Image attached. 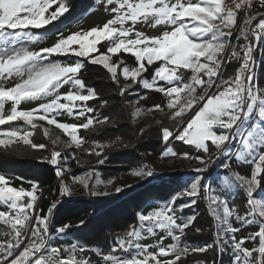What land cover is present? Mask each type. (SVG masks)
<instances>
[{
    "label": "snow or ice",
    "instance_id": "snow-or-ice-1",
    "mask_svg": "<svg viewBox=\"0 0 264 264\" xmlns=\"http://www.w3.org/2000/svg\"><path fill=\"white\" fill-rule=\"evenodd\" d=\"M113 4V18L102 26L66 37L58 32L59 38L51 46L29 50L28 45L43 38L34 30L46 31V26L70 11V4L67 0H0V77H19L14 86L0 87V145L8 148L14 142H23L33 149H45V144L32 142L31 131L12 124L22 120L34 129L33 120L37 118L34 114H39L40 121L55 125L69 135L65 147L75 145L99 158L110 145L93 141L92 147L84 148L86 141L78 131L106 124L109 117L101 118L95 108L88 106L87 102L93 100L96 93L86 87L78 73L86 62L102 65L119 86L118 66L124 61L113 63L112 55L122 51L134 56L136 66L122 67L120 75L125 82L119 87V94H133V85L163 94L166 103H154L147 109L174 122L171 130L161 126L166 148L162 156L192 158L201 166L195 169L197 175L186 187L161 202L157 209L147 214L138 213V226L118 234L106 253L100 247H89L77 241L63 249L52 246L51 217L59 201L53 200L45 213L39 203L44 194L38 183H32L30 190H25L10 186L6 177L0 175V206L7 208L0 211V222L9 229L7 238L0 240V264H187V258L213 249L221 253L230 250L231 264H264V88L258 86L254 71L256 48L264 44V15L257 21L256 16L247 14L251 0L235 3L236 10L222 7V0H106V9ZM261 4L264 5V0ZM237 11L243 12L239 25ZM149 21L153 27L163 25L170 30L152 37L134 30L137 22ZM129 23L132 27L126 26ZM234 36L236 43L232 42ZM98 45L106 46V51L101 52ZM60 57L68 61L74 59V63H62ZM232 61H237L238 67L233 75L225 78L222 69ZM152 66L151 79L144 78L142 74ZM183 70L190 75L186 77ZM158 81H164L167 86H158ZM64 86H71L74 91L60 94ZM85 91L87 94H83ZM44 100L47 102L38 103L34 109L17 110L21 101ZM8 101L12 107L5 115L3 109ZM143 111L135 107L134 115ZM61 113L84 118L85 122L79 125L59 122L56 117ZM43 131L47 136L48 129ZM173 140L205 154L214 149L216 158L222 159L219 167L226 172L217 174L219 194L209 183L203 182L201 175L212 163V157H189L187 152L173 151L168 147ZM57 142L51 140L53 146ZM43 159L60 179L61 196L70 197L71 190L63 183L71 171L67 166L68 157L53 148L50 156ZM233 160L251 165L250 175L233 170ZM105 161L106 157L98 159V164ZM95 175V169H90L73 180L82 184L91 196L106 195L96 190L97 185L105 183L99 178L89 188V181ZM133 175L145 178L154 173L151 169L139 168L133 170ZM236 189L246 194L247 211L243 215L238 214L234 206L230 207L229 196ZM181 198H187L188 202L177 207L176 202ZM201 198L207 202V210L214 220L215 238L212 243L192 245L182 237L197 216L183 213ZM177 212L181 215L177 216ZM233 216L243 225L258 226V230L237 239L239 229L231 223ZM84 223L81 220L79 225ZM71 227L65 223L56 232L67 236ZM158 231L170 237L172 243L165 245L163 236L155 244L140 243L146 236L155 237ZM247 240H258V244L245 247ZM90 254L98 259L94 260ZM196 264L205 262L197 260Z\"/></svg>",
    "mask_w": 264,
    "mask_h": 264
},
{
    "label": "trees",
    "instance_id": "trees-1",
    "mask_svg": "<svg viewBox=\"0 0 264 264\" xmlns=\"http://www.w3.org/2000/svg\"><path fill=\"white\" fill-rule=\"evenodd\" d=\"M95 1L67 0L70 4L68 13H65L59 21L46 26V31H34L43 33L57 30L89 10ZM259 18L257 17V21ZM257 21H254V24ZM104 47L98 45L100 51H104ZM254 57V71L257 83L259 87L264 88V44L257 46ZM60 59L63 61L67 58L60 57ZM120 60H123L124 64L118 66L119 86L112 81L111 74L102 65L86 62L78 73L79 78L85 82L86 87L94 89L96 93V97L87 102L88 106L95 108L101 114V118L103 116L109 117V122L106 124H98L90 130L79 129L78 131V135L82 136L86 141L84 148L92 147L93 141L110 145L104 148L99 158L95 155H90L83 148L53 146L51 143L52 139L45 136L42 128L37 125L34 129L32 127L30 139L33 143L45 144V149H33L24 145L23 142H14L8 148L0 145L1 175H11L26 182L38 183L42 192L50 187L40 201V207L45 213L53 200L59 201L51 217L50 233L52 235L58 234L56 229L68 223L72 227L68 230L65 237L89 247H100L104 253L109 250L111 242L114 241L118 234H123L131 226H138L137 214L141 212L147 203L155 200L167 201L170 199L172 195L185 187L187 176L197 175L195 169L200 167L196 166L198 161L192 158L162 156V152L166 150L165 147L154 155L164 144L161 126H167L171 130L174 128V122L159 112L147 111L154 103H166L163 94L156 93L154 90L143 89L140 85H133L135 92L131 95L125 94L121 96L119 94V87L123 86L125 82L123 76L120 75L122 67L125 65L136 66L135 58L130 53L121 51L112 55L113 63H118ZM237 67V61L227 63L222 69L224 77L227 78L233 75ZM153 71L154 66L149 67V70L142 75L150 80ZM198 91L200 90L198 89ZM140 96L145 98L139 99ZM133 105L144 109V111L134 115L135 107ZM157 121H160V124ZM141 129L144 131L141 132ZM168 147L178 153L187 152L189 157L201 155L207 159L215 154L214 149L208 154L197 152L194 147L181 141L173 140ZM53 148L62 152L63 156L68 157L70 166H98L95 173H98L103 178L114 177L116 174L131 169L130 167L105 168L104 166L130 165L138 161H144L150 156L159 160L161 165L170 168L182 162H187L190 167L153 176L108 197L89 195L88 197L67 198L66 195L61 196L58 189L59 186L53 185L57 176L53 167L43 159L46 156H50ZM73 155L75 159L72 158ZM105 157V163L98 164V159H104ZM221 162L222 159L212 158V163L208 165V169L201 173L202 177H204L203 182L207 183L210 180L211 187L214 186L218 191L219 177L217 174H226L225 170L219 167ZM232 168L235 171H239L242 175H250L251 165L233 160ZM194 213L197 218L193 225L186 230L182 239L192 245L212 243L215 238V224L207 210V202L204 199H199L192 209H185L183 214L192 215ZM81 220L85 221L83 225H79ZM197 228H200L201 231L197 232ZM60 236L63 237V235ZM90 255L93 256L94 260L98 259L94 254ZM230 256V250L221 253L219 249H213L187 258V264H196L197 260L204 261L205 264H222L228 261Z\"/></svg>",
    "mask_w": 264,
    "mask_h": 264
},
{
    "label": "rangeland",
    "instance_id": "rangeland-1",
    "mask_svg": "<svg viewBox=\"0 0 264 264\" xmlns=\"http://www.w3.org/2000/svg\"><path fill=\"white\" fill-rule=\"evenodd\" d=\"M239 2L240 0H235V3H239ZM235 3H234V0H222V7L232 8L233 10H236ZM105 4H106V0H96L93 6L89 10H87L82 15L76 17L75 19L71 20L70 22L65 24L63 27L57 30H54V31L36 33V34L41 35L43 38L39 42L28 45L29 50H39L40 48L51 46L59 38L57 35L58 32L60 35L66 37L67 35H70L74 32H83V31H87L91 29L92 27L102 26L108 19L113 18V14L111 13V7H115V5L113 4V5L107 6V9H106ZM247 14L249 16H256V17H260L261 15H264V5L261 4V0H251V6L247 9ZM242 21H243V12L237 11V24L239 25L240 23H242ZM126 26L132 27L130 23ZM134 30L142 31L144 32L146 36L152 37V36L160 35L164 30H170V29H166V26H163V25L153 27L152 22L149 21L148 23L137 22V24L134 26ZM232 42L236 43L235 36L233 37ZM105 51H106V46L104 47V51H101V52H105ZM93 55H95V53ZM61 62L65 64L70 63V62L74 63V59L72 61H68L67 59H65ZM184 71H185L186 77L190 75V72H188L187 70H184ZM17 82H19V77H16V76L7 77V78L0 77V87H3V88L12 87ZM158 86L166 87L167 85L164 81H158ZM70 90L74 91V89H71V86H64L59 90V92L60 94H65ZM83 94H87V92L85 91ZM41 102H47V100L39 101V102L21 101V103L17 105V110L24 111V110L34 109L38 106V103H41ZM11 107H12V103L10 101L6 102L4 109H3V113L5 115L9 114ZM38 115L39 114H34V116L37 118H34L33 124L35 126L37 125L40 128H42V131L44 130V128H47L48 129L47 136L50 137L51 139H56L58 141L56 144L57 146L65 147V142L70 140L69 135L65 133L62 129L57 128L55 125H49L47 124L46 121H40L38 119ZM56 118L59 120V122H62V123H75L79 125L85 122L84 118L77 119L75 117H70L67 113H61ZM14 122L15 124H13L12 122L13 125L22 126L29 131H31L32 129V125H27L22 120H18ZM6 127L7 125L5 126V128ZM5 139H7V137H5ZM236 144L239 145V140L236 142ZM72 146H75V145H72ZM240 150L241 151L243 150L242 146L240 147ZM211 157L213 159L216 158L215 154L212 155ZM67 166L70 168L71 171L68 175L64 177L63 183L71 190V196L69 197L66 195V197L67 198L88 197L89 196L88 191L84 188L82 184L74 181L73 177H77V178L82 177L88 170L90 169L96 170L97 166H90V165L70 166L69 164ZM123 166H126V165H123ZM196 166H201L199 164V161L196 163ZM119 167L109 166L105 168H119ZM129 167L131 168L129 171L121 172L119 174H116L114 177L103 178L97 173L89 181V188H91L92 185L95 184L96 179L99 178L100 180L105 181V183H101L97 185L96 190L100 193H107V194L98 195L95 197L111 196L113 194L118 193L116 191L117 188L125 189L131 186H135L153 176L164 174L172 170L189 168L190 164H188L187 162H182L170 168L168 166L161 165L159 163V160H156L153 158V156H150L144 161H139L136 164L134 163L130 164ZM139 168L151 169L154 175L151 177H145V178H141V177L133 175V170L139 169ZM4 176L10 182V186L12 187H16V188L23 187L25 190H30L31 188V184H32L31 182H26L24 180H21L11 175H4ZM194 177L195 176H187V182H190L191 179ZM108 180H111L112 183L107 184L106 182ZM187 182H186L185 187L187 186ZM207 183L211 185L210 180ZM55 184L56 186H59L58 189L60 190V179L58 177L54 181L53 185ZM212 188L215 189L214 186ZM216 194H219L218 190H216ZM229 200H230V207L234 206L238 214L243 215L247 211L246 194L244 193L243 190L236 189L229 196ZM161 202H164V201L155 200V201L147 203L143 207L140 213L147 214V212L157 209L160 206ZM187 202H188L187 198H181L176 202V206L178 207L179 204L187 203ZM0 211H7L6 206H0ZM176 215L179 216L181 215V213L177 212ZM230 220H231L233 227H236L237 229H239V231L236 233L237 239H240L242 237H247L250 234L258 230V226L256 225H243L241 222L235 219V216L231 217ZM0 224H1L0 225L1 226L0 240H3L7 238L6 232L9 229L2 222H0ZM161 236L164 237L163 243L165 245L172 243V240L170 237H168L165 233L159 232V231L157 232V235L155 237L146 236L144 239L140 241V243L145 244V245L155 244L160 240ZM72 242L74 241L71 240L70 238L65 237V236L62 237L58 234L52 235V239L50 241L52 246L59 247L61 249L68 247ZM257 244H258V240L255 242L251 240H247L244 246L251 248ZM231 260H232V257L230 256L228 261L222 264H231Z\"/></svg>",
    "mask_w": 264,
    "mask_h": 264
},
{
    "label": "water",
    "instance_id": "water-1",
    "mask_svg": "<svg viewBox=\"0 0 264 264\" xmlns=\"http://www.w3.org/2000/svg\"><path fill=\"white\" fill-rule=\"evenodd\" d=\"M165 147V144H163V146L158 150V151H156L155 153H154V155L155 154H157L158 152H160L163 148ZM139 162V161H138ZM138 162H136V163H138ZM136 163H134V164H136ZM91 166V165H90ZM130 165H126V166H114V167H119V168H125V167H129ZM98 167V166H97ZM102 167V166H101ZM104 167H109V166H104ZM50 189V187H48V188H46L44 191H43V194L45 195L46 194V192L48 191ZM43 195V196H44ZM41 201V200H40ZM40 203V202H39Z\"/></svg>",
    "mask_w": 264,
    "mask_h": 264
}]
</instances>
